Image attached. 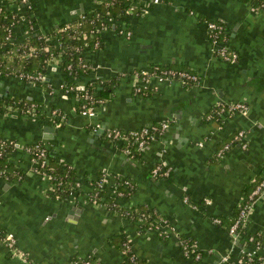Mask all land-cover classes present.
Here are the masks:
<instances>
[{"label": "crops", "instance_id": "1", "mask_svg": "<svg viewBox=\"0 0 264 264\" xmlns=\"http://www.w3.org/2000/svg\"><path fill=\"white\" fill-rule=\"evenodd\" d=\"M102 1L29 0L30 15L38 32L46 35ZM208 20L224 26L228 46L239 55L236 63L212 54ZM124 25L129 37L114 28L100 32V49L83 52L88 71L74 78L78 88L92 87L106 99L95 118L80 114L77 101L61 94L62 73L51 65L40 85L0 77V98L23 97L41 106L35 119L0 114V136L44 144L55 161L71 167L82 193L91 191V182L104 174L102 197L108 199L115 179H127L131 187L124 188L119 205L155 212L170 227L163 233L143 227L109 204H91L83 196L55 200L44 191L45 181L30 170L27 156L15 152L10 160L24 178L0 179V228L16 236L25 259L0 242V264H71L83 258L93 264H130L122 238L131 241L137 259L131 264H224L220 260L226 254L232 264H244L229 228L264 166V11L242 0H161L143 16L129 15ZM153 65L193 71L200 84L164 82L157 91L136 95L129 74ZM220 102H243L247 111L220 122L208 119ZM52 107L66 116L60 127L49 119ZM161 122L168 123L164 134L134 156L92 131L94 123L134 130ZM44 127L57 130L45 133ZM240 130L246 133L247 147L237 143L217 157ZM157 164L171 169L169 177L151 175ZM242 239L250 248L259 247L257 256L264 264V196L254 205Z\"/></svg>", "mask_w": 264, "mask_h": 264}, {"label": "built area", "instance_id": "2", "mask_svg": "<svg viewBox=\"0 0 264 264\" xmlns=\"http://www.w3.org/2000/svg\"><path fill=\"white\" fill-rule=\"evenodd\" d=\"M115 1V0H114ZM114 1L106 2V5L112 4ZM127 3V7L122 11L121 14L116 13H108L106 16H100L99 14H95L92 12H81L78 14L76 19L78 22L76 25H80L81 21L84 19H97L99 24L96 25L95 29H92L90 35L94 42L88 47L92 49H100L101 39L100 36L97 35V32L100 35V32L109 29L111 27L114 28L115 25L118 26L117 33L123 34L124 36L129 37L131 32L125 29L124 21L127 19L129 15L136 13L139 16H143L150 6L158 4L161 0H125ZM21 4H15V0H3V3L0 4L1 7H5L6 9H12L19 16H22L25 13L30 14V3L29 0H19L17 1ZM102 2H105L104 0ZM258 11H264V0H262L257 6L254 7ZM92 12V13H91ZM192 14V12H190ZM121 17H124L121 18ZM118 23V24H117ZM65 29H73L71 25L67 24L64 27L60 28L59 31H63ZM115 29V28H114ZM206 32L210 41V50L212 54L220 61L234 64L238 61L239 55L236 50L231 49L227 44V36L225 33L224 26L217 21H207L206 22ZM13 29H7V35L2 43H6L9 47L21 41L24 37H19L18 40L12 38ZM86 35L83 34V37ZM75 37V33L72 35ZM86 46V47H87ZM62 51H64L65 46L60 47ZM44 49H47L45 47ZM37 53V49L33 46H29L27 49H23L21 52L22 57H31ZM51 57L47 60V67L50 65H56L58 63V58L54 57L50 54ZM80 68L83 69L84 73H86L89 69L88 64L81 58H79V62L77 64ZM67 68L70 69L71 65L68 64ZM122 75H125L122 73ZM132 84L133 91L136 95H142L147 92L148 89L152 91H157L159 85L161 83H180L182 85H199L200 77L193 71L186 69H175V68H166L158 65L150 66L148 68H138L131 71L129 74ZM1 77V70H0ZM16 77L23 80H27L30 83H36L42 81L44 79V73L42 71H38L34 74L32 73H24L20 72L18 75L10 76ZM75 78V77H74ZM70 83V82H69ZM66 82H62L60 85V91L63 96H71L77 101L78 112L90 119L95 118L96 109L98 106L105 103L106 99L104 97H99L95 94L92 87H83L78 88L73 84H69ZM49 92H53V88L49 89ZM214 108L208 113L207 118L212 119H227L229 117L235 116L236 114H244L247 111V106L243 102H235V103H225L220 102L213 106ZM41 108V106H40ZM39 108V104L34 101L28 102L27 100H16L8 103L6 106L5 112L2 113L4 116H13L19 115L25 118L35 119L38 115L41 114ZM65 114L59 108H50L49 109V119L53 122V124L57 127L62 126L65 121ZM168 128L167 122H161L158 124H149L145 125L141 128L134 130H123L119 128H105L99 123H94L92 125V131L94 133H98V135L108 141L110 144L121 146L120 149L129 156H134L136 152L144 149L147 145H149L152 141L159 139L166 129ZM245 131H238L230 140L229 143L223 145L216 152V156L221 158L225 151L229 149L230 146L239 143L242 148L247 147V142L245 141ZM202 145V143H199ZM11 149L13 153L22 152L27 156L28 164L30 166V170L40 176L46 183V187L44 188L45 192H54L58 193L59 191H63V186L66 183L64 181L63 176H57L51 172H48L46 169L52 171L55 167L50 166V161L53 158L51 152L48 148L39 142L22 144L17 140L1 137L0 136V153L4 149ZM60 162V161H59ZM63 167L70 169L69 165H65L62 163ZM7 165H0V177H3V180H10L6 172ZM47 167V168H46ZM46 168V169H45ZM171 173V169L166 167L163 164H157L151 169V175L153 177L166 178L169 177ZM15 171L12 173V176H15L16 180H20L22 176L17 174ZM91 182V181H89ZM67 186L70 190V195L67 198L61 199L59 195H55V200H66L68 198H77L78 196H83V199H86L88 203L95 205H102L104 203L103 197L100 195V191H104L107 184V178L103 174L96 181L91 182L92 190L88 193H82V182L79 178L74 179V181H68ZM124 188L131 187L130 182L127 179H115L114 184L112 185V195L114 197V201L110 203L109 207L115 209L116 207H121L117 202L118 198L124 195L123 190L120 187ZM264 196V166L261 170V176L252 191L249 193L245 202L239 208L238 214L235 217L232 225L229 228V233L236 239L239 245V253L241 255V259L244 264H261V259L257 256V251L259 247L255 246V248H250L248 242L242 239V229L246 225L249 219V215L254 207V205ZM184 202L191 205L193 208L195 207L187 197L184 198ZM205 204H210V200L205 199ZM152 219L149 223V229H156L158 232L163 233L164 227L169 228V223L163 217L157 215L155 212L151 213ZM122 214V213H121ZM125 217H132L130 212H125L122 214ZM146 213H142L138 219L136 220L138 223H143V221L147 220L150 216ZM214 223H220L218 218L213 219ZM235 241V240H234ZM0 242L3 243L5 247H7L10 253L14 256H17L21 259L23 258V254L17 249V239L16 236L9 231H4L0 228ZM184 252L189 254L188 245L184 244ZM123 253L129 256V259L132 263H136V256L131 250V241L130 239H126L123 242ZM220 262L224 264H232L230 262V255H224ZM71 264H93L90 258L83 259H74Z\"/></svg>", "mask_w": 264, "mask_h": 264}, {"label": "trees", "instance_id": "3", "mask_svg": "<svg viewBox=\"0 0 264 264\" xmlns=\"http://www.w3.org/2000/svg\"><path fill=\"white\" fill-rule=\"evenodd\" d=\"M17 1L19 0H15V4L19 5L22 10L21 4L18 3ZM104 1L105 2H101L97 8L92 10V12L94 13L93 15L97 13L100 16H106L110 12L121 14L122 11H124V9L127 7V3L125 0H115V1L114 0H104ZM109 1H114V2H112V4L106 5L105 3ZM242 1L250 2L251 5L255 7L262 0H242ZM121 18L124 19V17H121ZM80 21H81L80 22L81 24L76 25L78 20L75 18L68 23H64V24L57 26L51 33L43 35L40 32H38V30L36 29L35 22L31 18V15L29 13H25L22 16H19L12 9H6L5 7L0 6L1 77H10V76L18 75L20 72L32 73V74L38 71L43 72L44 70H46L47 60L51 57L50 54H52L54 57L58 58V63L56 64V66L59 68V70L62 73L63 82H66V83L70 82L69 84L75 85L74 77L85 74L83 69L77 65L79 62V58L82 57V59L86 62L83 56V52L88 48L92 49L91 47H88L87 45L88 44L91 45L94 42V39H92L90 35L91 33L90 31L92 29H95L96 25L99 24V21L95 19V17H94V20L92 18V19H84ZM208 21H211V20H208ZM67 24L71 25L73 29H65L63 31H59L60 28L64 27ZM8 28L13 29V33H12L13 39L18 40L19 37H22V36L24 37L21 41H19L18 43H15L11 47H9L6 43H2L5 39V36L7 35ZM114 28L117 29L118 26L115 25ZM74 33H75V37H72ZM83 34H85L86 36L83 37ZM97 35L99 36L98 32H97ZM29 46L35 47L37 49V53L31 57H25V58L22 57L21 56L22 50L27 49ZM61 46H65L64 51H62V49L60 48ZM45 47H47V49H44ZM100 47H101V43H100ZM68 64L71 65L70 69L67 68ZM162 67H166V66H162ZM166 68H172V67H166ZM175 69H178V68L175 67ZM179 69H182V68H179ZM43 83L45 82H43L42 80L34 84L40 85ZM20 99L24 101L27 100L28 102L34 101L37 104H39V108H40V103H38L35 100H29L23 97L7 96L4 98H0V114L5 112L6 106L8 105V103H11L12 101H16ZM213 108L214 107H212L210 111ZM210 120L214 121L216 119L212 118ZM217 120L219 122L221 121V119H217ZM12 153H13L12 150L9 148L4 149L0 153V165H4V164L7 165L6 172L10 180L15 179V176H12V173H14L15 171L17 172V174L23 177V174L18 168H13L12 162L10 160V156ZM50 166L55 167V169L50 171L46 169L47 168L46 167L45 169L48 172H51L57 176H63V179L64 181H66V183L68 181H74L75 175L73 174L72 169H67L66 167H63L62 162H59V161L57 162L55 161L54 158H52L50 161ZM22 177L20 180H22ZM0 179H3V177H0ZM66 183L63 186V191H59L58 193L48 192L49 195L53 199H55L56 194H58L59 198L61 199L67 198L70 195V190ZM120 189L124 191L123 186H121ZM252 189L248 192L247 197L249 193L252 191ZM100 195L103 196V190L100 191ZM247 197H245V199H247ZM107 198L108 199H104V203L110 205V203L114 201V197L108 196ZM115 209L119 211V213H122V214H124L127 211L130 212L132 215L130 219L134 221H136L142 213H146L150 215L149 211L145 209L137 210V209L119 207V206L116 207ZM151 219H152V216L150 215L146 221L144 220L142 223L143 227L144 226L148 227ZM123 239L124 238H122V241H125V239L124 240ZM240 243L241 242H239V244ZM125 258H126V261H128V263L130 264L132 263L129 259V256L125 255Z\"/></svg>", "mask_w": 264, "mask_h": 264}, {"label": "water", "instance_id": "4", "mask_svg": "<svg viewBox=\"0 0 264 264\" xmlns=\"http://www.w3.org/2000/svg\"><path fill=\"white\" fill-rule=\"evenodd\" d=\"M81 11H82V9L79 10V12H81ZM53 67H55V66H53ZM54 129L57 130V128H54V127H44V128H43V131H44L45 133H47V132H51V133H53ZM48 136H49V135H48ZM44 137H47V134H44Z\"/></svg>", "mask_w": 264, "mask_h": 264}]
</instances>
